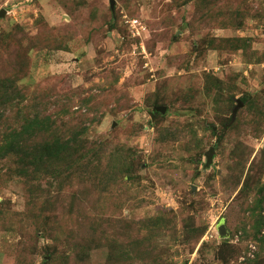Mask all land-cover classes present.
<instances>
[{"label":"rangeland","instance_id":"1","mask_svg":"<svg viewBox=\"0 0 264 264\" xmlns=\"http://www.w3.org/2000/svg\"><path fill=\"white\" fill-rule=\"evenodd\" d=\"M113 1L0 0V264H264V0Z\"/></svg>","mask_w":264,"mask_h":264},{"label":"trees","instance_id":"2","mask_svg":"<svg viewBox=\"0 0 264 264\" xmlns=\"http://www.w3.org/2000/svg\"><path fill=\"white\" fill-rule=\"evenodd\" d=\"M241 100L243 102H246L245 98H241ZM91 107H93V106H91ZM81 115H84V114H79L78 116H81ZM51 118H52L51 116H47V117L41 118L38 113H33V114L30 113L29 116L27 115L25 117V120H24L25 123L23 124V127L26 126L25 127V132L26 133L31 132V130H33V129H30V128H32L33 125L39 127L40 125L42 126V124H43L44 125V129H46L47 127L50 128L51 127L50 126L51 125ZM41 121L43 122L42 124H40ZM38 124H40V125H38ZM82 132H83V130H82ZM74 133H75V135H73V140H75L77 134H79V133H76V132H74ZM21 136H22V134H21ZM80 141L81 140H79L76 144L72 143L70 145H66L67 149L72 148L74 150H73V152L68 151V154H67V156H65V158H70L71 160L69 161L68 164H65V165H63V161H60V159H58V158H60V154L59 153L61 152V149H60L61 146L59 145V143H57V144L55 143L54 145L47 146V152L50 155H53L52 159H55V161H51V157L48 156L50 159L48 161H46V163H48L47 167L49 168L51 174L55 175L59 179L61 177V174L67 173L68 177L70 179L72 178V176H71L72 174L68 173V171L74 172V171L78 170L82 166V164H79L78 162L85 156L84 153L80 154V150H78L76 148ZM64 148H65V146H64ZM28 157H31V156H28ZM92 157H94V156H92ZM92 157L88 158L89 161L91 160ZM19 163H20L21 168L24 169V170H26V169L28 170L29 168H31V167L33 168V166H36L35 161L32 160V159L31 160H27V161H22V162H19ZM161 219L162 218H160V220L155 221V223H153L152 220H151L150 223H145L144 222L143 226L147 225L146 227L148 229H149V226H151V228H150L148 233H151L154 230H158V232L159 231H163L164 230V226L163 225L160 226ZM146 222H148V221H146ZM143 261H146V260L144 259ZM259 263L260 262H259V259H258L257 260V264H259ZM145 264H147V263H145ZM152 264H161V263H157V262L154 263L153 262Z\"/></svg>","mask_w":264,"mask_h":264},{"label":"water","instance_id":"3","mask_svg":"<svg viewBox=\"0 0 264 264\" xmlns=\"http://www.w3.org/2000/svg\"><path fill=\"white\" fill-rule=\"evenodd\" d=\"M114 3V1L113 0H110V8L113 10V4ZM4 14V10H2L1 12H0V16L1 15H3ZM239 104L234 108V110H233V113H232V120L235 118V115H236V112H237V110H238V108L239 107H241L242 106V104H241V102L239 101L238 102ZM154 111L155 112H164L165 111V107H155L154 108ZM213 153H214V148H210L207 152H206V154H205V156H206V158H207V164L206 165H208L211 161H212V157H213ZM218 232H219V234H220V236L221 237H227L228 236V232H227V230H226V227H225V224H224V222L223 221H221L220 223H219V225H218Z\"/></svg>","mask_w":264,"mask_h":264},{"label":"built area","instance_id":"4","mask_svg":"<svg viewBox=\"0 0 264 264\" xmlns=\"http://www.w3.org/2000/svg\"><path fill=\"white\" fill-rule=\"evenodd\" d=\"M126 23L131 27L132 34H138V27L140 26V23L137 19H127L125 18Z\"/></svg>","mask_w":264,"mask_h":264}]
</instances>
